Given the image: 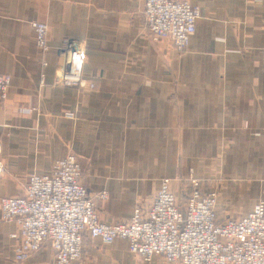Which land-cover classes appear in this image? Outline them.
I'll list each match as a JSON object with an SVG mask.
<instances>
[{"label": "crops", "instance_id": "0c3cea01", "mask_svg": "<svg viewBox=\"0 0 264 264\" xmlns=\"http://www.w3.org/2000/svg\"><path fill=\"white\" fill-rule=\"evenodd\" d=\"M189 1L201 15L178 52L154 40L140 0H0V74L12 80L0 98V199L22 195L31 173L69 153L107 222L147 211L165 177L194 175L202 191H216L223 223L264 199V0ZM38 21L49 27L48 52L36 42ZM66 38L85 47L93 88L57 84ZM182 188L172 183L180 202ZM19 229L0 209V264H18ZM53 253L48 241L22 264H51ZM83 257L173 264L144 261L124 238L87 236Z\"/></svg>", "mask_w": 264, "mask_h": 264}, {"label": "built area", "instance_id": "2783aa9c", "mask_svg": "<svg viewBox=\"0 0 264 264\" xmlns=\"http://www.w3.org/2000/svg\"><path fill=\"white\" fill-rule=\"evenodd\" d=\"M154 40L167 39L184 51L196 31L200 8L189 0H140ZM38 47L48 52L49 27L34 22ZM62 56L57 84L93 88L83 76L85 47L72 38L59 48ZM11 77L0 74V98L6 99ZM5 171L0 141V173ZM183 202L165 177L151 206L136 207L128 221L101 220L97 204L82 182L78 157L69 153L54 162L47 173H31L22 195L0 199L1 220L17 221L20 242L15 261L21 263L50 242L54 253L51 264H84L86 237L111 244L117 238L129 241L132 253L150 262L163 255L173 264H264V199L238 219L225 223L216 217V191L204 192L199 178L185 180ZM108 197L106 190L97 194ZM14 235V236H16Z\"/></svg>", "mask_w": 264, "mask_h": 264}, {"label": "rangeland", "instance_id": "374dc122", "mask_svg": "<svg viewBox=\"0 0 264 264\" xmlns=\"http://www.w3.org/2000/svg\"><path fill=\"white\" fill-rule=\"evenodd\" d=\"M245 126H248V124L246 123ZM171 179H172V178H171ZM172 180H173V179H172ZM177 183L181 184L182 187H185V184H186L185 181H184V182H183V181H180V182H179L178 180H175V181L173 182V185H174V184H177ZM184 196H185V191L182 190V191H181V197H183V199H184ZM96 204H97V203H96ZM25 261H26V260H25ZM25 261H23V262H21V263H18V264H22V263H24Z\"/></svg>", "mask_w": 264, "mask_h": 264}]
</instances>
